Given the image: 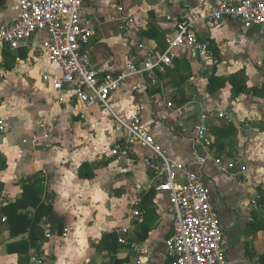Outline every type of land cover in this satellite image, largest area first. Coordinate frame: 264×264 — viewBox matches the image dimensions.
<instances>
[{"label":"crops","instance_id":"1","mask_svg":"<svg viewBox=\"0 0 264 264\" xmlns=\"http://www.w3.org/2000/svg\"><path fill=\"white\" fill-rule=\"evenodd\" d=\"M220 1L84 0L80 16L95 32L93 66L112 72L164 51L182 19L210 42L218 57L212 52L202 58L182 47L176 49L172 67L157 73L155 84L142 76L129 78L114 94L113 111L127 120L139 109L143 124L167 157L188 166L210 188L230 263L260 264L248 253L264 254V210L258 203L259 191L264 193V96L245 93L233 100L229 84L210 95L208 79L220 60V77L233 75L248 88L262 87L264 28L245 30L232 20L210 25L205 19L209 7ZM18 15V0H5L0 26ZM43 39L45 34L39 33L27 49L0 51V117L6 124L0 133L6 166L0 170V209L21 197L25 180L38 179L42 201L51 202L55 223L43 218L38 225L52 233L40 254L34 247L25 255L8 254L7 245L27 240L28 232L11 238L5 216H0V264L24 259L25 264H109L113 257L133 264L128 247L113 244L112 251L101 252L99 248L104 235L118 238L134 201L144 209V219L130 234L147 228L141 242L151 250L148 264H168L164 243L172 233V215L166 196L155 190L159 179L142 164L148 151L136 146L126 159L112 155L116 146L126 148L123 128L105 111L84 107L71 87L54 88L61 73L39 52ZM219 113L230 116L232 123L220 119ZM200 124L209 128L212 142L205 165L193 155ZM215 125L236 129L235 135L221 140V149L215 147ZM211 159H219L221 165ZM80 168L90 178H81Z\"/></svg>","mask_w":264,"mask_h":264},{"label":"built area","instance_id":"2","mask_svg":"<svg viewBox=\"0 0 264 264\" xmlns=\"http://www.w3.org/2000/svg\"><path fill=\"white\" fill-rule=\"evenodd\" d=\"M18 2V17L0 26V51L5 48L12 52L27 49L39 33H44L45 39L38 44L39 52L61 73L60 78L53 81L54 88L71 87L84 107L105 111L123 128L126 148L116 146L112 155L126 159L130 149L136 146L148 151L142 164L159 179L155 190L166 196L167 211L172 215V233L164 243L168 264H231L223 247L224 232L211 202L210 188L188 166L167 157L143 124L139 109L132 111L127 120L119 118L113 111L114 94L129 78L142 76L150 84H155L157 73H166L172 67L176 49L187 48L205 58L211 53L210 42L198 37L188 19H182L176 24L164 51L155 52L141 62L131 61L112 72L92 64L91 41L95 32L81 20L84 0ZM205 19L210 25L232 20L241 23L245 30L253 26L264 28V0L235 3L221 0L209 7ZM218 117L232 123L230 116L219 113ZM5 131V120L0 117V133ZM193 142L194 157L205 165L212 144L207 125H198ZM211 161L221 165L219 159ZM132 204L126 217L127 225L118 230L120 244H125L134 227L143 222L144 211L140 202ZM70 231L65 230L63 235ZM51 236L50 228L44 229L43 237L50 240ZM128 248L133 253V264H148L151 250L145 242H131Z\"/></svg>","mask_w":264,"mask_h":264},{"label":"trees","instance_id":"3","mask_svg":"<svg viewBox=\"0 0 264 264\" xmlns=\"http://www.w3.org/2000/svg\"><path fill=\"white\" fill-rule=\"evenodd\" d=\"M5 0H0V8L4 5ZM3 51H10L8 48H5ZM214 53L216 57H218L217 52L211 49V53ZM220 61V60H219ZM218 63L212 68L211 76L208 79V93L210 95L215 94L219 89L224 88L226 84H229L231 87V96L233 100H236L241 94L250 93L255 97L262 98L264 96V85L262 87H254L248 88L243 81L239 80L236 76H225L220 77L217 73L218 71ZM212 134L216 137L215 147L217 149H221L224 147L221 142L224 138H229L236 134V129L233 126H230L228 129H223V127L219 125H215L212 128ZM0 170L5 169V161L2 159L0 155ZM83 170L80 168L79 176L81 178H90L83 174ZM42 181L40 180H25L23 182V191L21 197L14 203L5 205L0 209V216H5V222L9 231V235L11 238H16L26 232H28V239H21L16 242L9 243L7 245V253L8 254H19L25 255L28 252L30 247H34V252L40 254L42 252V248L44 243L46 242L45 237L39 238L36 235V228L40 224V221L43 218H46L48 222H54V215L51 202L42 201ZM258 203L259 206L264 210V193L259 191L258 194ZM141 207V205H140ZM146 210L149 209L148 206L144 207ZM33 210L32 212L30 211ZM144 211V209L141 207ZM144 217V216H143ZM144 219V218H143ZM253 222H257V217L253 214ZM56 228L59 234L62 233V223L58 222L56 224ZM51 231V230H50ZM147 233V228L142 226V231L137 232L135 236L130 234L126 238L125 244L118 243V238L114 234H106L102 237L100 252L101 251H112L110 248L113 244H117L121 247H129L131 242H141L144 240L145 235ZM52 234V233H51ZM116 250L114 251V253ZM248 257L250 259L257 257V260L260 264H264V254L256 255L254 252L252 254L248 253ZM26 259L20 260L19 264H25ZM109 264H122V262L115 257H113Z\"/></svg>","mask_w":264,"mask_h":264},{"label":"water","instance_id":"4","mask_svg":"<svg viewBox=\"0 0 264 264\" xmlns=\"http://www.w3.org/2000/svg\"><path fill=\"white\" fill-rule=\"evenodd\" d=\"M43 228H41V227H37V230H36V233H37V235L40 237V238H42L43 237Z\"/></svg>","mask_w":264,"mask_h":264},{"label":"rangeland","instance_id":"5","mask_svg":"<svg viewBox=\"0 0 264 264\" xmlns=\"http://www.w3.org/2000/svg\"><path fill=\"white\" fill-rule=\"evenodd\" d=\"M59 71V70H58ZM58 73V72H57Z\"/></svg>","mask_w":264,"mask_h":264}]
</instances>
